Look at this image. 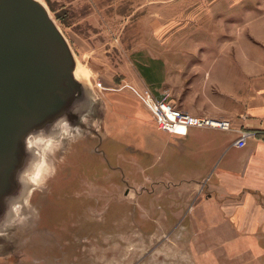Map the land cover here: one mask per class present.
<instances>
[{
    "label": "crops",
    "instance_id": "obj_1",
    "mask_svg": "<svg viewBox=\"0 0 264 264\" xmlns=\"http://www.w3.org/2000/svg\"><path fill=\"white\" fill-rule=\"evenodd\" d=\"M179 1L136 6L142 13L130 54L137 67L128 80L193 115L227 119L233 129L192 127L142 148L143 180L160 208L177 196L172 216L189 218L199 264H264L263 5ZM110 102L112 115L133 114L123 100ZM240 130L251 133L243 147L234 144Z\"/></svg>",
    "mask_w": 264,
    "mask_h": 264
},
{
    "label": "rangeland",
    "instance_id": "obj_2",
    "mask_svg": "<svg viewBox=\"0 0 264 264\" xmlns=\"http://www.w3.org/2000/svg\"><path fill=\"white\" fill-rule=\"evenodd\" d=\"M40 1L68 38L80 78L89 83L101 112L86 117L82 137L52 158L55 175L30 198L38 215L3 237L0 264H199L189 218L172 216L171 199L177 196H166L160 208L152 184L143 180L141 149L172 137L157 127L135 92L139 87L128 80L137 67L130 54L142 13L136 6L148 0ZM212 1L264 9V0L179 2ZM112 97L133 114L112 115ZM144 150L150 163L154 148ZM171 182L165 184L175 187Z\"/></svg>",
    "mask_w": 264,
    "mask_h": 264
},
{
    "label": "water",
    "instance_id": "obj_3",
    "mask_svg": "<svg viewBox=\"0 0 264 264\" xmlns=\"http://www.w3.org/2000/svg\"><path fill=\"white\" fill-rule=\"evenodd\" d=\"M77 71L73 48L42 1L0 0V215L5 197L18 189L26 135L61 115L77 124L74 103L86 90L96 98ZM87 107V102L80 105L82 111ZM100 112L97 102L94 114Z\"/></svg>",
    "mask_w": 264,
    "mask_h": 264
},
{
    "label": "clouds",
    "instance_id": "obj_4",
    "mask_svg": "<svg viewBox=\"0 0 264 264\" xmlns=\"http://www.w3.org/2000/svg\"><path fill=\"white\" fill-rule=\"evenodd\" d=\"M86 102L88 107L82 111L80 105ZM97 102L99 100L86 90L85 98L73 105V113L79 119L77 124L74 125L67 116L61 115L48 127L34 129L26 135V160L17 171V191L5 197V209L3 215H0V237L8 238L12 229L26 227L38 215L31 204V194L43 190L48 180L55 175L56 168L52 158L66 145L82 137L81 125L86 124V117L94 115ZM22 193H25L23 198Z\"/></svg>",
    "mask_w": 264,
    "mask_h": 264
},
{
    "label": "built area",
    "instance_id": "obj_5",
    "mask_svg": "<svg viewBox=\"0 0 264 264\" xmlns=\"http://www.w3.org/2000/svg\"><path fill=\"white\" fill-rule=\"evenodd\" d=\"M135 92L152 113L153 121L157 127L170 134L184 136L192 127L213 128L225 131L233 129L230 121L227 119L197 116L184 112L171 100L165 97L157 98L149 87L137 88ZM250 136V132L240 130L239 137L234 144L238 147H243L246 145L247 139Z\"/></svg>",
    "mask_w": 264,
    "mask_h": 264
},
{
    "label": "bare ground",
    "instance_id": "obj_6",
    "mask_svg": "<svg viewBox=\"0 0 264 264\" xmlns=\"http://www.w3.org/2000/svg\"><path fill=\"white\" fill-rule=\"evenodd\" d=\"M82 74H84V73H82ZM76 75H77L78 77H80L81 73H80L79 71H77V72H76Z\"/></svg>",
    "mask_w": 264,
    "mask_h": 264
}]
</instances>
